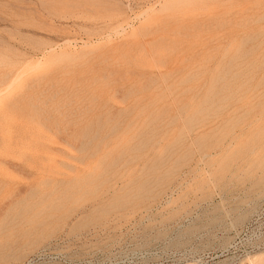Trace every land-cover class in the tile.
Returning a JSON list of instances; mask_svg holds the SVG:
<instances>
[{"label":"rangeland","instance_id":"374dc122","mask_svg":"<svg viewBox=\"0 0 264 264\" xmlns=\"http://www.w3.org/2000/svg\"><path fill=\"white\" fill-rule=\"evenodd\" d=\"M58 239L264 264V0H0V264Z\"/></svg>","mask_w":264,"mask_h":264},{"label":"built area","instance_id":"2783aa9c","mask_svg":"<svg viewBox=\"0 0 264 264\" xmlns=\"http://www.w3.org/2000/svg\"><path fill=\"white\" fill-rule=\"evenodd\" d=\"M67 242V239H58L45 245L40 249L37 260L42 264L51 261L70 264L71 259L64 251ZM181 256L177 251L160 250L157 244L136 246L119 239L102 251L98 264H176L181 261Z\"/></svg>","mask_w":264,"mask_h":264},{"label":"bare ground","instance_id":"6f19581e","mask_svg":"<svg viewBox=\"0 0 264 264\" xmlns=\"http://www.w3.org/2000/svg\"><path fill=\"white\" fill-rule=\"evenodd\" d=\"M252 264H254V263L252 262Z\"/></svg>","mask_w":264,"mask_h":264}]
</instances>
